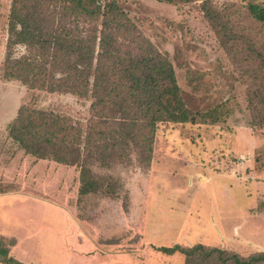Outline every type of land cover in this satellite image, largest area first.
<instances>
[{
  "label": "rangeland",
  "instance_id": "rangeland-1",
  "mask_svg": "<svg viewBox=\"0 0 264 264\" xmlns=\"http://www.w3.org/2000/svg\"><path fill=\"white\" fill-rule=\"evenodd\" d=\"M114 1L169 60L188 109L203 115L193 123L158 124L149 163L130 143L128 157H115L109 169L93 168L118 181L117 196L79 198V169L26 155L7 127L22 105L90 126L96 120L91 100L3 77L12 0H0V190L44 200L0 197V234L13 233L2 243L16 248L17 259L33 249L43 264H79L76 253L90 260L137 252L144 264L146 253V264H185L182 254L158 250L176 245L225 250L244 259L264 251V125L253 120L246 102L248 77L262 65L255 55L264 56V24L250 17L248 6L264 7V0H209L212 20L201 0ZM23 53V47L12 52ZM214 257L189 264H218Z\"/></svg>",
  "mask_w": 264,
  "mask_h": 264
},
{
  "label": "trees",
  "instance_id": "trees-1",
  "mask_svg": "<svg viewBox=\"0 0 264 264\" xmlns=\"http://www.w3.org/2000/svg\"><path fill=\"white\" fill-rule=\"evenodd\" d=\"M153 1L176 5L200 0ZM201 1L205 17L212 20L206 8L209 0ZM248 13L264 24L263 6L249 5ZM7 34L5 79L91 100L96 120L90 126L22 105L7 127L8 137L26 155L79 169V198L117 196L118 181L97 175L93 168L109 169L115 157H128L130 143L139 146L142 160L149 163L158 124L193 123L203 115L188 109L169 60L141 35L114 0H12ZM227 43L222 42L223 47ZM17 47L25 48V53L14 57ZM255 58L262 65L248 77L246 102L253 120L264 125V56L258 53ZM6 192L0 190V194ZM158 250L182 254L185 264L203 262L214 254L218 264H264V251L244 259L198 245ZM0 264H21L11 258L1 240Z\"/></svg>",
  "mask_w": 264,
  "mask_h": 264
},
{
  "label": "crops",
  "instance_id": "crops-1",
  "mask_svg": "<svg viewBox=\"0 0 264 264\" xmlns=\"http://www.w3.org/2000/svg\"><path fill=\"white\" fill-rule=\"evenodd\" d=\"M37 161H42V160H37ZM39 162H37V163H39ZM55 164H57V163H55ZM37 194V193H36ZM24 196L25 198H28L29 200H35V201H38L39 203H42V202H44V200H42V198H40V197H37V196H34L33 197V195L31 194V193H29V195H24V194H22L21 192L20 193H14V194H11V193H4V194H1L0 195V197H6V198H9V197H15V196ZM48 204V203H47ZM51 206V205H50ZM257 216H260V215H258V214H256ZM72 222V221H71ZM72 224H74L73 222L71 223V225ZM12 235H13V233L11 234V233H3V234H0V240L2 239V240H5V239H9V237H12ZM13 238H16L15 236H13ZM28 241V239H25L24 240V242H27ZM29 241H32V238H30L29 237ZM14 242H16V243H18L17 242V238L14 240ZM31 252L26 256L25 254H26V252H28V251H26V250H23L24 251V253L25 254H20L19 256H18V259L16 258V257H14L13 255H14V253L16 252V248L15 247H13V248H9V255L11 256V257H13L15 260H17L18 262H20L21 264H43V261H44V257L42 256V254H37V252H35L33 249H29ZM74 254V253H73ZM72 254V255H73ZM133 255V254H132ZM135 255V257H133V256H130V257H124V256H120V258L118 259V258H113V257H111V256H108V257H92L90 260H93V261H90L89 259H87V257H85V256H82L81 254H77L76 253V258L78 259V260H80L79 261V264H81L80 262H83V264H94L95 262H98V263H104V262H106V264H124V261H121L120 263L119 262H117L118 260H120V259H124V260H130V262H129V264H144V263H141L139 260V256H141V254H139V252H137L136 254H134ZM64 256V255H63ZM71 256V255H70ZM144 256H145V260L144 261H146L147 262V259H148V255H147V253H146V255H143V258H144ZM146 262H145V264H146ZM105 264V263H104ZM169 264V263H168Z\"/></svg>",
  "mask_w": 264,
  "mask_h": 264
}]
</instances>
